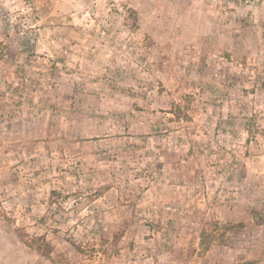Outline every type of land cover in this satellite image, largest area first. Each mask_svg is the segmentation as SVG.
Masks as SVG:
<instances>
[{"label":"rangeland","instance_id":"rangeland-1","mask_svg":"<svg viewBox=\"0 0 264 264\" xmlns=\"http://www.w3.org/2000/svg\"><path fill=\"white\" fill-rule=\"evenodd\" d=\"M0 264H264V0H0Z\"/></svg>","mask_w":264,"mask_h":264},{"label":"trees","instance_id":"trees-1","mask_svg":"<svg viewBox=\"0 0 264 264\" xmlns=\"http://www.w3.org/2000/svg\"><path fill=\"white\" fill-rule=\"evenodd\" d=\"M231 179V177L230 178H228L227 180L229 181Z\"/></svg>","mask_w":264,"mask_h":264}]
</instances>
